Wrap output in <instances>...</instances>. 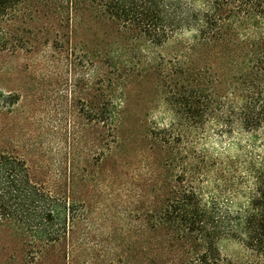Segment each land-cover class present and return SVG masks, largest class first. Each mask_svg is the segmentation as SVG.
Here are the masks:
<instances>
[{
    "label": "trees",
    "instance_id": "16d2710c",
    "mask_svg": "<svg viewBox=\"0 0 264 264\" xmlns=\"http://www.w3.org/2000/svg\"><path fill=\"white\" fill-rule=\"evenodd\" d=\"M42 45L66 52L69 65L102 69L87 118L109 133L111 154L132 77L155 75L174 113L146 136L153 164L170 176L144 202L146 236L129 242L120 263L264 264L263 166L242 163L249 188L240 192L222 161L198 152L194 136L211 125L226 134L236 127L254 143L264 134V0H0V50L26 54ZM20 100L0 87V245L16 247L0 262L45 264L66 241L77 200L66 194L60 202L9 135ZM227 188L244 200L224 201ZM225 242L244 255L224 254Z\"/></svg>",
    "mask_w": 264,
    "mask_h": 264
},
{
    "label": "rangeland",
    "instance_id": "374dc122",
    "mask_svg": "<svg viewBox=\"0 0 264 264\" xmlns=\"http://www.w3.org/2000/svg\"><path fill=\"white\" fill-rule=\"evenodd\" d=\"M173 45L168 44L162 52ZM69 64L66 52L50 46L42 45L26 54L0 50V87L21 97L11 115L9 135L38 179L60 193V202L66 194L77 200L75 221L68 222L66 229L67 239L45 264H111L112 260L123 264L117 255L125 259L129 242L140 245L146 236L144 202L148 197L155 200V183L170 176L153 164L155 155L150 153L152 145L146 136L151 128L169 124L174 113L155 75L138 80L132 77L122 105L120 146L111 154L106 148L109 133L87 118L88 106L97 100L102 69ZM225 130L211 125L206 132L194 134L197 149L208 159L222 161L218 168L229 184L242 192L249 188L244 184L242 163L252 158L264 168V134L260 133L254 143L236 127L232 134ZM237 158L239 162H234ZM241 194L233 196L227 188L223 198H233L238 204L244 200ZM15 248L14 244L0 245V257L4 260ZM223 253L244 255L234 242H225Z\"/></svg>",
    "mask_w": 264,
    "mask_h": 264
}]
</instances>
